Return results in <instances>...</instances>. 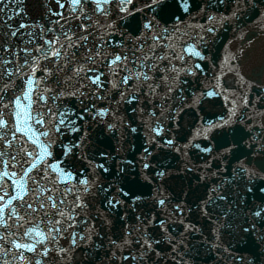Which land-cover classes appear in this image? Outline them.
Returning a JSON list of instances; mask_svg holds the SVG:
<instances>
[{"label": "snow or ice", "instance_id": "6c2138e0", "mask_svg": "<svg viewBox=\"0 0 264 264\" xmlns=\"http://www.w3.org/2000/svg\"><path fill=\"white\" fill-rule=\"evenodd\" d=\"M219 2L223 3L224 0ZM245 2L246 0H235L236 7L231 16H223L221 19L236 17ZM113 3H116V0H63V2L57 0L60 8L69 6L71 13L81 12V20L91 19L87 15L89 11L107 16ZM134 3L135 0H119L116 6L121 13L130 14L133 10L140 11L134 9ZM166 4L167 0H151V3L144 7L155 6L159 13H165ZM179 7L187 13L190 4L187 0H183ZM6 10L7 5H4L0 8V13ZM56 15L63 19L62 13ZM172 15L171 11H167L169 19ZM208 20L215 22L216 18L208 16ZM11 27V24L0 25V52L5 57H10L0 58V82L7 81L0 88V169H2L0 170V264H33V258L28 253L35 254L38 246L42 256H48L50 252L58 250L67 260L69 249L59 247L56 242L65 235L66 227L70 229L76 224L75 217L80 210L87 207V196L92 187L88 177L83 176L79 169H71L68 164L69 158L82 147L87 134L79 136V139H69L68 133L82 132L83 126L78 125L77 120H83L89 113L94 112L98 116H104L108 112L105 108L97 110L94 105L83 106L82 97L85 93L81 89L87 88L89 83L93 88L103 89L102 77L105 73L96 67L101 58L108 68L115 67L114 76L127 71L130 64L139 65V71L124 75L119 81L114 80V88H118L120 84H128L133 78L148 81L151 77L143 69L148 67L145 62L149 56H137V53L147 46L148 40H151L153 47H148V52L155 59L156 45L163 49L166 42L175 40L176 36L181 34L176 30L175 35L170 37L167 28L155 32L153 21L146 20L143 28L153 34L146 39L144 34L137 37L140 48L134 49L129 55L112 53L111 59H108L103 56L102 49L96 50L95 45L87 48L83 56L80 55V50L86 48L91 39L88 34V23L77 24L73 28L71 23L65 20L55 35L53 29L40 28V33L29 34L31 38L27 41H23L24 33L21 30L28 25L19 24L15 31H11ZM81 27L84 29L83 34L80 32ZM214 30V27L207 28L208 32ZM9 36L19 40L14 44L8 39ZM21 42L23 47H19ZM192 50L193 45L189 44L187 51ZM194 55L201 57V52L194 51ZM173 56H175L174 51ZM172 71H192V69L173 68ZM37 73L40 75L37 76ZM171 90L169 88V91ZM150 91L154 89L150 88ZM9 92L12 93L11 96ZM207 95L213 96L215 93L208 92ZM70 98L79 99L82 107L77 110L76 107L65 103ZM50 104L53 106H49ZM73 115L77 120L71 118ZM230 121L231 114L227 120L221 117L219 123L209 122L207 127L198 130L196 135H207L212 129H219V137L224 143H228L226 128ZM108 127L112 128L114 125L109 124ZM154 131L159 133L161 128L157 127ZM65 140L68 142L65 143ZM168 143L173 142L169 140ZM259 148L264 150V144H260ZM204 151L208 152L211 149L204 148ZM225 151L229 149L225 148ZM100 155L103 156L104 153L101 152ZM97 167L105 172L108 171L103 164ZM238 168L241 173L249 171L246 161H240ZM15 169H20L22 175H19ZM57 169L64 175L76 179L77 185L82 187L73 185L67 191L60 192L59 198L54 193L45 198V194L51 193L58 183L52 179ZM30 173H35V178L30 182L31 186ZM18 175L19 179H16ZM46 181L50 182L49 187L43 186ZM29 196L32 197L31 200L27 199ZM68 196L73 197L72 201L67 200ZM164 203V200H160L161 205ZM262 214H264L262 211L253 213L257 217ZM37 217H39L38 221ZM76 235L75 232H71V236ZM80 238L84 240L86 237L81 234ZM76 243V239L71 240L72 245ZM50 244L53 245L52 248L48 247ZM144 245L146 250L151 248V241L146 240ZM34 264H40V261L35 260Z\"/></svg>", "mask_w": 264, "mask_h": 264}, {"label": "water", "instance_id": "95a60500", "mask_svg": "<svg viewBox=\"0 0 264 264\" xmlns=\"http://www.w3.org/2000/svg\"><path fill=\"white\" fill-rule=\"evenodd\" d=\"M192 105L208 264H264V0H187ZM208 16H214L215 22ZM203 25V28L192 27ZM215 30L208 32L207 28ZM201 37L203 39H201ZM200 51L201 57L194 55ZM208 92L215 95L209 96ZM246 101V103H245ZM231 114L227 140L219 129ZM199 145V147H197ZM204 148L211 151L205 152ZM228 148L229 151H225ZM240 161L248 172L241 173ZM213 189L215 191L213 192Z\"/></svg>", "mask_w": 264, "mask_h": 264}]
</instances>
